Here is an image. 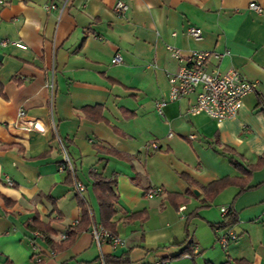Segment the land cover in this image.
I'll return each instance as SVG.
<instances>
[{"label": "crops", "instance_id": "obj_1", "mask_svg": "<svg viewBox=\"0 0 264 264\" xmlns=\"http://www.w3.org/2000/svg\"><path fill=\"white\" fill-rule=\"evenodd\" d=\"M2 1L0 42L7 43L0 44V264H37L30 246L34 232L40 234L34 240L40 264H98L101 256L106 264H264V163L238 195L231 185L209 200L201 188L240 176L231 162L253 165L264 154L258 103L264 100V0H122L128 10L121 16L113 10L117 0ZM250 2L262 11L251 10ZM52 4L56 8L48 9ZM191 26L202 30L201 39L187 34ZM167 45L183 54L219 53L208 60V70L233 67L257 88L234 118L221 122L186 114L194 94L168 103L159 116L155 101L167 95L168 74L183 64ZM115 53L118 64L111 63ZM19 109L25 118L17 116ZM32 119L43 132L24 128ZM57 136L85 186L81 195L73 177L59 169ZM150 142L157 147H147ZM91 172L116 180L112 221L124 245L112 248L105 239L97 245L93 238L92 226L101 223ZM156 187L161 195L145 197ZM78 197L90 224L67 249L57 250L44 234L57 242L80 221ZM224 205L236 212L227 227L238 237L222 249L214 228ZM39 222L53 231H38ZM188 236L194 259L173 257ZM119 256L126 260L113 262Z\"/></svg>", "mask_w": 264, "mask_h": 264}, {"label": "built area", "instance_id": "obj_2", "mask_svg": "<svg viewBox=\"0 0 264 264\" xmlns=\"http://www.w3.org/2000/svg\"><path fill=\"white\" fill-rule=\"evenodd\" d=\"M68 1V0H67ZM3 1L0 0V3ZM66 3V0H65ZM248 7L256 12H261V7L255 3L250 2ZM48 9H54V4L47 6ZM113 10L117 16L125 14L128 10V5L122 0H117L113 6ZM187 34L196 40L202 38V30L198 27L191 26L187 29ZM6 41H1V45H5ZM16 46L25 48L20 42H12ZM167 50L170 55L181 61L183 64L175 71L168 74L169 91L167 95L155 101V110L159 116H163L164 107L174 101H178L191 94L195 95L194 102L188 107L187 115H196L199 113H205L207 116L221 122L225 119L234 118L242 105L243 98L256 90L257 82L244 79L241 74L233 67H229L224 71H220L217 68L212 70L207 69V63L210 57L216 59L221 57V54L212 51L202 50H190L187 54H183L181 50L173 46L167 45ZM121 62V56L115 53L111 58V63L118 64ZM52 102V100H51ZM19 118H25L26 112L23 109H19L17 112ZM27 130H36L43 132L44 127L37 119L28 121V124L24 127ZM168 136H172L171 133ZM193 138V135H190ZM58 147L60 149L62 159L59 164L60 170L67 171L73 177V188L78 195H81L85 191L83 183L78 181L75 177V167L70 159L65 142L59 137H56ZM147 147L156 148L155 142H150ZM6 183L9 186L13 185L12 180L6 178ZM162 190L159 187L148 189L144 192L145 197L152 198L161 195ZM184 206L179 207V211H182ZM230 210L229 205L220 206L219 212L224 217ZM78 221L75 222L77 224ZM264 227V223H263ZM91 233L97 245H100L101 240H107L112 248L124 245V240L117 234L111 233L104 229L102 226H92ZM215 240L218 245L224 249L232 241H235L238 237L230 227L216 226L214 228ZM38 232L33 233V240L30 242L32 250V258L36 263L43 261L42 252L39 250L35 243V237L39 236ZM66 238V234L61 236V239ZM53 252H50L48 256H53ZM101 264L104 263L103 256L99 258Z\"/></svg>", "mask_w": 264, "mask_h": 264}, {"label": "trees", "instance_id": "obj_3", "mask_svg": "<svg viewBox=\"0 0 264 264\" xmlns=\"http://www.w3.org/2000/svg\"><path fill=\"white\" fill-rule=\"evenodd\" d=\"M259 108L264 112V100L259 97ZM232 165L240 171L241 175L240 176H227L223 177L221 179L215 180L210 182L209 184L205 186H201V188L204 190L205 194L207 195V198L209 200L213 199L223 188L227 186H236L238 187V191L236 195L241 193L242 191L250 188L247 186V183L250 179L252 171L256 170L259 168L263 163H264V154L261 155L258 159V161L253 164V165H247L243 166L239 162L233 161L231 162ZM91 177H92V188L95 193L96 199H97V204L99 208V214H100V223L101 226L110 231L111 233H114V227H115V222L112 221V217L115 214V205L118 200V195L116 193V180L115 178H109L102 176L100 174L92 173L91 172ZM185 179H187L189 182L191 181L188 179L186 176H184ZM192 183H195L192 181ZM172 196H179L178 194H172ZM186 201L185 199L183 202ZM78 205L80 208L81 212V218L80 221H78L77 224L73 226H69L66 229V238L61 239L57 242H54L51 240L50 237H48L47 234H44V240L48 245H51L53 248L57 250H65L67 249L73 242L75 236L81 232L82 230L87 229V227L90 224V218L88 214V208L86 206L85 201L78 197ZM134 214L131 215V217ZM188 218H186V221ZM236 222V212L233 210L232 206L230 205V210L227 212V214L223 217V220L220 224H218L221 227H227ZM38 231H41L43 233H48L53 231L47 224L43 223H37V225L34 227ZM36 230V231H37ZM186 247L176 254L173 257H180L184 255H189L192 259H194L195 254L193 252V243L191 238L188 236L187 240L185 241ZM113 258V262L115 263H121L124 262L126 259V256L122 257H111ZM104 263H107V259L104 256ZM40 264V263H37ZM98 264H101L100 262ZM206 264H211V263H206ZM223 264H228L227 262Z\"/></svg>", "mask_w": 264, "mask_h": 264}, {"label": "water", "instance_id": "obj_4", "mask_svg": "<svg viewBox=\"0 0 264 264\" xmlns=\"http://www.w3.org/2000/svg\"><path fill=\"white\" fill-rule=\"evenodd\" d=\"M1 57H2V55L0 54V59H1ZM193 192H194V193H197V191H196V190H193Z\"/></svg>", "mask_w": 264, "mask_h": 264}]
</instances>
